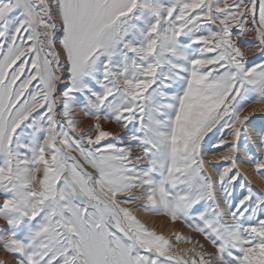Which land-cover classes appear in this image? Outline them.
Wrapping results in <instances>:
<instances>
[{"label":"snow or ice","instance_id":"snow-or-ice-1","mask_svg":"<svg viewBox=\"0 0 264 264\" xmlns=\"http://www.w3.org/2000/svg\"><path fill=\"white\" fill-rule=\"evenodd\" d=\"M249 168L264 0H0V264H264Z\"/></svg>","mask_w":264,"mask_h":264},{"label":"rangeland","instance_id":"rangeland-1","mask_svg":"<svg viewBox=\"0 0 264 264\" xmlns=\"http://www.w3.org/2000/svg\"><path fill=\"white\" fill-rule=\"evenodd\" d=\"M251 107H256V108H258V107H261L260 105H256V104H254V105H252ZM259 120V115L257 116V121ZM88 123H90V121L89 120H87V119H85L84 121H82L81 122V127H85ZM252 171L256 174V172L252 169ZM257 176H258V178L262 181V182H264V178H261V176L260 175H258V174H256ZM246 177H247V181L248 182H250L251 183V186L255 189V190H257V191H259V190H262L261 188H259V187H257V186H255L252 182H251V180L250 179H248V175H246ZM144 215H147V214H144ZM154 218H156V217H154ZM156 219H159V221H161V223H163L166 227H168V226H171L172 227V229H175V230H171V233H168V234H166V233H164L163 232V234L165 235V236H171L173 233H175V232H183L185 235H193V239L195 240V239H200L199 237H197V236H195L194 234H191L189 231H188V229L187 228H185L181 223H179V222H177L176 224H172V223H168L167 221H166V219L165 218H156ZM166 222V223H165ZM164 225H163V227H164ZM157 232H159V233H161L162 231H157ZM174 243H175V241H174ZM176 247H177V249H179V248H186V247H190V245L189 244H184V243H180V244H177L176 245Z\"/></svg>","mask_w":264,"mask_h":264},{"label":"bare ground","instance_id":"bare-ground-1","mask_svg":"<svg viewBox=\"0 0 264 264\" xmlns=\"http://www.w3.org/2000/svg\"><path fill=\"white\" fill-rule=\"evenodd\" d=\"M259 108V107H258ZM244 172H245V174L246 175H248L249 177H248V179H250L251 180V182L255 185V186H257V187H259V188H263L264 189V182H262L259 178H258V176L252 171V169L251 168H249V169H245V170H243ZM140 219H142V221H145L146 223H147V225L150 227V228H153V229H155L156 231H162L161 233H166V234H168V233H171V230H175V229H172V227L171 226H168V227H166L163 223H161V221H159V219H156V218H154V217H150V216H148V215H144V214H142L141 216H140ZM166 223V222H165ZM163 225H164V227H163Z\"/></svg>","mask_w":264,"mask_h":264}]
</instances>
